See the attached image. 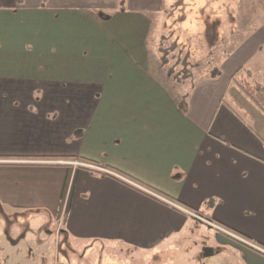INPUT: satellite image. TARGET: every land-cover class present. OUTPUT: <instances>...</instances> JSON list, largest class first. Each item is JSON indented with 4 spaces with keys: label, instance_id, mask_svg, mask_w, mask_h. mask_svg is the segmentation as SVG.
<instances>
[{
    "label": "crops",
    "instance_id": "crops-1",
    "mask_svg": "<svg viewBox=\"0 0 264 264\" xmlns=\"http://www.w3.org/2000/svg\"><path fill=\"white\" fill-rule=\"evenodd\" d=\"M165 8L0 0V206L48 208L66 238L142 251L201 210L264 264V112L231 81L243 67L264 85V23L218 74L177 82L155 41Z\"/></svg>",
    "mask_w": 264,
    "mask_h": 264
},
{
    "label": "rangeland",
    "instance_id": "rangeland-1",
    "mask_svg": "<svg viewBox=\"0 0 264 264\" xmlns=\"http://www.w3.org/2000/svg\"><path fill=\"white\" fill-rule=\"evenodd\" d=\"M194 1L165 0L167 12L155 19V41L176 75L192 69L182 63L189 52V62L199 63L192 70L206 76L253 26L264 23V0H206L204 9ZM164 21L169 29H163ZM176 38L186 46L183 51ZM30 210L13 213L0 206V264H251L235 248L222 244L217 236L225 231L199 213L192 212L194 223L185 232L142 251L122 243L66 238L53 211ZM231 242L238 248L243 245L235 238ZM207 247L212 250L206 252Z\"/></svg>",
    "mask_w": 264,
    "mask_h": 264
},
{
    "label": "trees",
    "instance_id": "trees-1",
    "mask_svg": "<svg viewBox=\"0 0 264 264\" xmlns=\"http://www.w3.org/2000/svg\"><path fill=\"white\" fill-rule=\"evenodd\" d=\"M167 25V23H166ZM171 25H167L166 27L169 29ZM166 35V34H164ZM163 35V36H164ZM175 44L179 45L181 47L180 51H183L182 49H185V45H181V43L178 41V39H175ZM221 40V39H220ZM159 49V48H158ZM210 54H213L212 51L213 49H209ZM159 53L161 54L162 51L161 49H159ZM188 56H185L182 59V63H185L186 65L190 64L192 65V69L193 68H197L199 66L198 62H194V63H190L189 62V56H191V54H189V52L187 53ZM161 56L163 57V64L166 66V71L169 75H171V78L174 81L177 82H184V80L186 81H190L193 82L195 79H197V76H202L200 75V71H193L192 69H188L189 71L186 73H181L179 75H176L173 73L172 69H170L169 67H167L168 65V61L165 59V57L161 54ZM218 72L219 73V65H216L215 68H213L210 73L212 72ZM185 72V71H183ZM209 72V71H208ZM217 73V74H218ZM180 76V77H179ZM181 78V79H179ZM231 81L236 84L245 94L248 98H250L263 112H264V85L258 82H255L252 78V74L251 71L248 69H244L243 67L240 68L231 78ZM209 203L211 204L212 201H209ZM197 213L205 216V214L201 211V210H197Z\"/></svg>",
    "mask_w": 264,
    "mask_h": 264
},
{
    "label": "built area",
    "instance_id": "built-area-1",
    "mask_svg": "<svg viewBox=\"0 0 264 264\" xmlns=\"http://www.w3.org/2000/svg\"><path fill=\"white\" fill-rule=\"evenodd\" d=\"M75 164L78 165V166H84V164L81 163V162H75ZM91 167L96 168L97 166H93V165H91ZM97 168H99V167H97Z\"/></svg>",
    "mask_w": 264,
    "mask_h": 264
},
{
    "label": "water",
    "instance_id": "water-1",
    "mask_svg": "<svg viewBox=\"0 0 264 264\" xmlns=\"http://www.w3.org/2000/svg\"><path fill=\"white\" fill-rule=\"evenodd\" d=\"M211 250H212L211 248H208V247L206 248V252H207V251H211Z\"/></svg>",
    "mask_w": 264,
    "mask_h": 264
}]
</instances>
